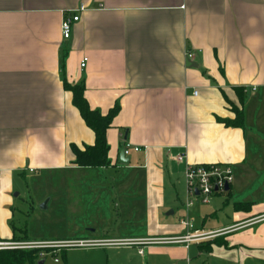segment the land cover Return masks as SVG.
Segmentation results:
<instances>
[{
	"label": "crops",
	"instance_id": "obj_1",
	"mask_svg": "<svg viewBox=\"0 0 264 264\" xmlns=\"http://www.w3.org/2000/svg\"><path fill=\"white\" fill-rule=\"evenodd\" d=\"M81 3L88 9L78 12L71 37H63L65 15ZM63 75L72 84L84 81L92 109L106 114L120 105L107 131V166L73 164V144L92 145L95 133ZM232 103L244 112L243 127L218 119L235 117ZM125 133V142L140 148L131 150L127 165L119 163ZM202 163L233 166L225 192L243 196L233 201L230 222L207 226L210 207L200 226L193 223L215 234L188 245L93 247L107 260L109 251L136 249L137 260L125 264H264V195L258 196L264 192V0H0V241L27 232L15 225L14 209L29 177L61 171L89 177L100 170L113 185L141 189L145 199L144 209H123L141 235L111 237L118 228H86L74 238L185 235L181 220L189 219L190 208L199 210L185 206V171ZM248 202L249 209L237 208ZM27 234L34 242L68 241Z\"/></svg>",
	"mask_w": 264,
	"mask_h": 264
},
{
	"label": "rangeland",
	"instance_id": "obj_2",
	"mask_svg": "<svg viewBox=\"0 0 264 264\" xmlns=\"http://www.w3.org/2000/svg\"><path fill=\"white\" fill-rule=\"evenodd\" d=\"M232 106L235 105L232 103ZM88 173L89 177L84 173L73 171L44 173L38 179L29 177V188L16 196L15 225L26 230L32 238L39 240H55L56 238H65L68 241L79 240L81 238H74L75 235H78L80 231H85L86 228H97L99 231H103V228L111 230L118 228L120 232L115 234L110 232L111 237L141 235V229L133 224L134 219L130 217L128 220L126 219L128 216H124L126 208L129 210L134 208L137 211L140 206L144 209L145 199L141 195V189L131 187V185L124 189L120 188L119 184L113 185L115 180L111 183L110 180L103 177L100 170ZM263 195L264 192L258 196L263 197ZM69 196L70 199L74 198L76 201L74 206L77 210L76 215L70 213L72 208L68 206ZM209 197L210 203H204L203 197L193 198V206L201 211L190 208L189 218L194 219L193 223L196 226L201 225L205 216L203 212L210 207L211 209L207 212L212 213L213 211L214 213L207 217V226H219V224L230 222L228 215H231L233 201L243 198L238 195L232 199V196H228L227 192L212 194ZM45 201L48 203L46 207H43L42 204ZM183 212L185 213V210ZM178 214L176 212V216H179ZM180 216L181 218L187 217L186 213ZM135 221L139 222L137 215ZM130 226L135 227V230H130ZM18 241L28 240L20 239ZM28 243H30L29 248L25 249H40L36 246L37 242L30 240ZM109 253L110 264H125L131 259L137 260L135 258L136 249L130 248L127 254L123 253L121 249H115ZM41 256H46L44 264H108L109 262L105 251L90 246H70L67 250L55 249L50 252L43 250Z\"/></svg>",
	"mask_w": 264,
	"mask_h": 264
},
{
	"label": "built area",
	"instance_id": "obj_3",
	"mask_svg": "<svg viewBox=\"0 0 264 264\" xmlns=\"http://www.w3.org/2000/svg\"><path fill=\"white\" fill-rule=\"evenodd\" d=\"M88 7L81 3L78 5L75 12L65 15L63 24H62V35L63 37H71L72 24L75 21H78L80 15L78 12L87 10ZM77 13V14H76ZM194 52L188 51L187 56L189 58L194 57ZM86 58L81 62V66L85 67ZM194 93L197 94V91ZM140 151L139 147L132 148L130 144H124V155H130L131 150ZM183 155L179 156V159H182ZM185 171V183L187 189V200L185 206L189 208L194 204L193 198L203 197V202L210 201V195L218 192H225L226 186L231 185L234 180V168L231 165L226 163H202V164H187ZM181 223L188 229V232L185 235H175V236H160V237H147L145 239H118V240H93V239H79V240H70V241H58L53 242H37V247H70V246H100L102 244H139L142 246L145 245H160V244H189L190 241H198L203 239L208 234H215L210 231H200L195 229L193 226L192 220L189 218L182 219ZM30 241L20 242L18 240L10 241H0V250L1 249H25L29 248ZM140 253H143V248H141Z\"/></svg>",
	"mask_w": 264,
	"mask_h": 264
},
{
	"label": "trees",
	"instance_id": "obj_4",
	"mask_svg": "<svg viewBox=\"0 0 264 264\" xmlns=\"http://www.w3.org/2000/svg\"><path fill=\"white\" fill-rule=\"evenodd\" d=\"M65 61L62 60L61 67L65 70ZM64 87L72 92L73 104L80 111L84 121L87 126H89L95 133V143L92 145H85L84 148H79L76 144H73V153L75 159L73 164L77 167H101L110 164L109 160V144L106 139L107 131L112 127V121L114 117L119 113L120 105L116 103L108 113L104 114L99 109H92L89 102L84 95L85 83L81 81L80 83L72 84L67 81L66 77L63 75ZM242 104V96L239 98ZM235 117L231 119L219 118L227 126H244V112L242 109L236 106H232ZM250 202L239 203L238 209H249ZM27 239L30 241L27 232L22 238L14 239ZM57 247H41L40 249H1L0 250V264H40L41 260L45 261L46 256H41V251L45 250L47 252L55 250ZM67 248V247H62Z\"/></svg>",
	"mask_w": 264,
	"mask_h": 264
},
{
	"label": "water",
	"instance_id": "obj_5",
	"mask_svg": "<svg viewBox=\"0 0 264 264\" xmlns=\"http://www.w3.org/2000/svg\"><path fill=\"white\" fill-rule=\"evenodd\" d=\"M126 139H127V133L124 134V139H123L124 141L121 143L120 150H119V155H120L119 163L124 164V165H127L129 163V161H130V157L128 155L127 156L124 155V144H125ZM225 189L228 191L230 189V185H227ZM47 203L48 202L45 201L42 204V206L46 207ZM170 213L173 214L172 211ZM44 262H45L44 260H41L40 264H44Z\"/></svg>",
	"mask_w": 264,
	"mask_h": 264
}]
</instances>
